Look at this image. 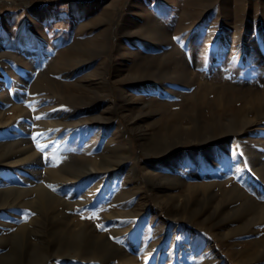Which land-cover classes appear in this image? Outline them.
<instances>
[{
    "label": "rangeland",
    "instance_id": "374dc122",
    "mask_svg": "<svg viewBox=\"0 0 264 264\" xmlns=\"http://www.w3.org/2000/svg\"><path fill=\"white\" fill-rule=\"evenodd\" d=\"M0 161V253L20 264H264L244 224L263 237L264 217L231 191L264 204V0H0ZM36 183L68 226L23 203ZM81 228L115 250L76 253Z\"/></svg>",
    "mask_w": 264,
    "mask_h": 264
},
{
    "label": "bare ground",
    "instance_id": "6f19581e",
    "mask_svg": "<svg viewBox=\"0 0 264 264\" xmlns=\"http://www.w3.org/2000/svg\"><path fill=\"white\" fill-rule=\"evenodd\" d=\"M139 34V33H137ZM140 35V34H139ZM149 35V34H148ZM148 37V36H146ZM125 48V47H124ZM126 49V48H125ZM145 90V94L148 93L149 91L152 90V86L148 85L144 88ZM106 147V145H105ZM261 155V152H259V155L257 156V158H259V156ZM6 158V157H5ZM25 158L27 159V157H24L23 161H25ZM29 159V158H28ZM27 159V161H28ZM260 159V158H259ZM2 160H5V159H2ZM21 160V158H20ZM106 160V159H105ZM104 160V158L102 157L101 159L99 160H96L95 163L97 164V166H92V169H90V172L88 173L89 175H91L92 177H97L99 175V179L101 181H103L105 178L102 176L103 174H109V170L108 168L111 166L110 164H108L106 161ZM7 161V160H6ZM13 161V160H11ZM15 161V160H14ZM22 161V162H23ZM1 162V161H0ZM27 164V162H26ZM24 165V164H23ZM21 166V165H20ZM25 166V165H24ZM213 168H222L220 165L217 164V162L213 161L212 164H211V168L210 169H213ZM22 169V168H21ZM24 169V168H23ZM26 169V168H25ZM102 170V172H99V170ZM209 169V170H210ZM106 170V171H105ZM257 170L259 171L260 175L264 176V164H260L258 167H257ZM33 172V171H32ZM149 172V171H148ZM178 174L175 176L174 180L172 182H175L176 185H178V181H181L182 178H185L187 173H189V168H184V169H179L178 170ZM224 172V171H223ZM128 173L131 174L133 177H136L140 172L138 171V168L136 165H133L129 170H128ZM147 173V172H146ZM27 174V173H26ZM33 174V173H32ZM31 174V175H32ZM58 174V173H57ZM222 174V173H221ZM34 175V174H33ZM180 175H183L182 177ZM154 175L152 173H147V179L151 180L152 177ZM60 178V177H59ZM70 178V177H67V179ZM127 178V177H126ZM264 178V177H263ZM10 179L9 176H6V177H0V182L3 183V182H7L8 180ZM63 180V179H61ZM97 180H98V177H97ZM126 180V179H125ZM177 180V181H176ZM100 181V182H101ZM55 182V181H54ZM8 183V182H7ZM64 184V183H62ZM56 185V184H55ZM95 185H98L97 182L93 184V186ZM161 185H164V184H160ZM9 186V185H8ZM180 186V185H179ZM5 187V186H4ZM155 187V186H154ZM163 188H160L162 190H165L168 186H161ZM33 189H35L36 191V194H35V197L37 199H26L23 201V203H31L33 206H35L36 208L35 209H40L41 210V207L39 205H35V203H42L43 204V207H45L44 210V213L41 214L40 213V216H41V222L42 223H47L50 219L48 217V215H50L51 217V220H50V223H53L55 221V219L58 218V221H59V229H62V228H65L66 226H68V222L65 221V218L68 217L67 214H65L63 212L62 209H59L58 206L63 204H66V202L64 201V199L61 198L60 195L58 194H55L49 190H47V188L42 184V183H36L34 185V187H32ZM92 189V188H90ZM5 189H0V199L2 198L3 195L6 194V192L4 191ZM231 191L233 192L232 194V198L236 199V198H240V197H243L244 199V205L241 203L240 206H241V210L243 212H245L246 214L253 211V216H258L257 218H260V217H264V204H260L259 202L255 201L252 197L250 196H247V195H244V192L242 191V189L239 187V185L237 184H233L232 187H231ZM3 192H5L3 194ZM94 192V191H93ZM8 193V192H7ZM9 196L7 197H4L0 200V207L1 208H6L8 207L9 205H16V202L15 203H10V201H7L6 199H8ZM18 197V196H17ZM16 197V198H17ZM14 198V199H16ZM242 200V199H240ZM10 203V204H9ZM52 211V214L53 216L51 215V212ZM240 213V210H238L235 214L238 215ZM251 214V213H250ZM39 216V217H40ZM49 220H48V219ZM67 219V218H66ZM68 220V219H67ZM252 218H248L247 221L244 222V224H248V227L246 230H249L250 231V234L248 237L249 238V244L252 245V246H259V245H264V236L263 237H254L253 235H251L254 231H255V228H253L252 226ZM257 220V219H256ZM250 223V225H249ZM22 227V230H24L22 233H17L16 236L17 237H20L21 238H25L26 242H29V238H30V233H33V232H30L31 230H29V227L26 225V224H22L20 225L19 229ZM27 231V232H26ZM23 233H26L25 235ZM77 234L74 235L75 239H79L81 241H84L86 242V246L82 245V244H79L77 249H76V253H83V254H90L91 257H100L101 259H106L108 257V255L110 254V252H113L115 250L114 246L108 244V243H105V241L103 242L102 239H98V238H90L92 237L91 234H88L84 228H81L79 230L76 231ZM174 235V234H173ZM259 235V233H258ZM33 236V235H32ZM194 236V235H193ZM196 236V235H195ZM34 237H39L38 234H35ZM42 237V236H41ZM41 237L38 239V240H41ZM63 236H61L60 238H62ZM172 237V235H171ZM247 238V239H248ZM6 239V238H5ZM4 239V240H5ZM32 239V238H31ZM160 239V238H159ZM162 239V238H161ZM173 239V237H172ZM246 239V240H247ZM235 240V239H234ZM233 240V241H234ZM241 240V239H240ZM239 240V241H240ZM32 241V240H31ZM173 241V240H172ZM176 241V240H175ZM236 242V241H235ZM238 242V241H237ZM247 242V243H248ZM35 243V241H34ZM5 244H1L0 246H4ZM26 245V244H25ZM36 245V244H34ZM186 245V244H185ZM234 245V244H233ZM33 246V245H32ZM31 246V248H32ZM242 246V245H241ZM207 247V246H206ZM86 248V249H84ZM65 246L62 244V242H59L56 246V250H55V254L54 256L56 255H59V254H70V252H66L65 251ZM122 253V252H121ZM205 253V252H204ZM211 253V252H210ZM124 254V253H123ZM213 254V253H212ZM11 250L9 251H6V252H1L0 253V260H2V264H20V262H17V261H14L11 259ZM125 256L127 254H124ZM123 255V256H124ZM211 255V254H210ZM214 255V254H213ZM119 256V255H118ZM129 256V255H128ZM126 256L125 257V261H127L129 259V257ZM215 256V255H214ZM50 257H52L51 254H44L43 252H40V250L37 248V249H32V254H31V259H30V262L28 264H39L40 262L44 261V260H48ZM120 257V256H119ZM213 257V256H212ZM210 256V258H212ZM219 258V257H218ZM214 259V258H213ZM218 260V259H217ZM109 261V260H107ZM106 261V262H107ZM15 262V263H14ZM207 262V261H206ZM215 262V261H214ZM111 263V262H109ZM108 263V264H109ZM208 263V262H207ZM210 263V262H209Z\"/></svg>",
    "mask_w": 264,
    "mask_h": 264
},
{
    "label": "snow or ice",
    "instance_id": "6c2138e0",
    "mask_svg": "<svg viewBox=\"0 0 264 264\" xmlns=\"http://www.w3.org/2000/svg\"><path fill=\"white\" fill-rule=\"evenodd\" d=\"M25 215H27V214H25Z\"/></svg>",
    "mask_w": 264,
    "mask_h": 264
}]
</instances>
